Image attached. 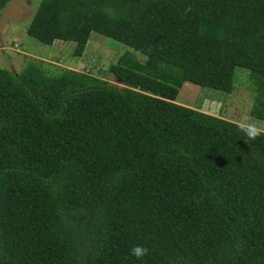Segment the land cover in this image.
Listing matches in <instances>:
<instances>
[{
  "label": "trees",
  "instance_id": "16d2710c",
  "mask_svg": "<svg viewBox=\"0 0 264 264\" xmlns=\"http://www.w3.org/2000/svg\"><path fill=\"white\" fill-rule=\"evenodd\" d=\"M93 31L146 56L123 87L0 66V264H264V135L177 102L243 66L264 120V0H42L27 28L78 57Z\"/></svg>",
  "mask_w": 264,
  "mask_h": 264
},
{
  "label": "rangeland",
  "instance_id": "374dc122",
  "mask_svg": "<svg viewBox=\"0 0 264 264\" xmlns=\"http://www.w3.org/2000/svg\"><path fill=\"white\" fill-rule=\"evenodd\" d=\"M41 1L10 0L0 11L1 67L21 72L30 60H43V65L50 73H59L60 68H70L123 87L124 84L110 71V66L126 52L145 61L146 56L132 46L96 31L92 32L85 52L80 57L74 55L75 42L61 40L53 44L40 42L27 33V28ZM251 74L250 69L237 66L234 74V91L230 93L186 82L180 89L177 102L236 121L242 114L251 115L257 94L256 85L251 81Z\"/></svg>",
  "mask_w": 264,
  "mask_h": 264
},
{
  "label": "clouds",
  "instance_id": "9594fccd",
  "mask_svg": "<svg viewBox=\"0 0 264 264\" xmlns=\"http://www.w3.org/2000/svg\"><path fill=\"white\" fill-rule=\"evenodd\" d=\"M234 123L237 129L244 133L247 142L249 140L254 141L258 137L264 135V121H259L249 114H242ZM130 251L132 255L140 259L148 254L149 249L143 245H135Z\"/></svg>",
  "mask_w": 264,
  "mask_h": 264
}]
</instances>
